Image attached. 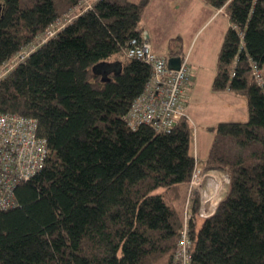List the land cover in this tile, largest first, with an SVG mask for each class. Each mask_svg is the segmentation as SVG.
<instances>
[{
	"label": "trees",
	"instance_id": "16d2710c",
	"mask_svg": "<svg viewBox=\"0 0 264 264\" xmlns=\"http://www.w3.org/2000/svg\"><path fill=\"white\" fill-rule=\"evenodd\" d=\"M81 1L0 0V68L10 66L0 112L34 118L48 146L44 166L0 208V264H171L192 126L182 116L158 132L124 119L152 75L125 55L148 0H93L29 49ZM203 1L229 19L211 88L243 95L248 117L214 127L205 167L224 171L228 189L213 215L189 223L190 264H264V85L251 73L252 61L264 64V0ZM184 54L181 39H169L165 57ZM100 61L120 71L101 81Z\"/></svg>",
	"mask_w": 264,
	"mask_h": 264
},
{
	"label": "built area",
	"instance_id": "2783aa9c",
	"mask_svg": "<svg viewBox=\"0 0 264 264\" xmlns=\"http://www.w3.org/2000/svg\"><path fill=\"white\" fill-rule=\"evenodd\" d=\"M88 6L89 3L86 7ZM64 23L62 22L60 27ZM55 31L56 29H48L41 41L53 35ZM140 34V38L129 41L125 55L149 64L152 75L143 91L132 101L124 119L131 129H136L140 124H148L158 132H168L177 118L185 117L183 87L192 71L186 54L180 58L177 69L169 68L168 57L152 51L147 32L142 30ZM28 52L18 55V59L22 60ZM9 68L10 66L6 69L0 68V79ZM251 73L255 82L262 86L264 82L261 67L255 61L251 62ZM36 129L37 122L32 117L0 112L1 209L14 204L13 189L16 184L28 179L44 166L48 146L44 138L37 136ZM193 157V170L182 208V225L171 264H190L189 223L195 222L196 218L203 220L217 211L221 193L229 182L224 171L219 168H206L194 152ZM195 199L197 202L194 211L192 203Z\"/></svg>",
	"mask_w": 264,
	"mask_h": 264
},
{
	"label": "rangeland",
	"instance_id": "374dc122",
	"mask_svg": "<svg viewBox=\"0 0 264 264\" xmlns=\"http://www.w3.org/2000/svg\"><path fill=\"white\" fill-rule=\"evenodd\" d=\"M93 0H82L77 6L66 16L61 17L57 20L55 25L51 29H59L62 22L70 20L75 14L80 10L86 9V5L91 4ZM195 2V1H194ZM189 4V5H187ZM209 10H203L201 6L198 9L191 5V0H183L181 3L175 2V0H148L146 10L144 11L145 18L148 19L150 27L149 42L152 49L156 50L158 55H165L167 52V43L169 39L179 37L181 39L182 49L186 54H188V64L194 72L196 69L191 66L194 62V58L197 54L205 53V66L206 69L211 70L215 67L216 55L218 48L220 46L222 36L220 34V26L223 23L224 27L226 24L225 16L220 14L216 19L212 20L208 18ZM143 14V16H144ZM226 14V13H225ZM143 19V18H142ZM146 31V30H145ZM41 38L39 37L37 42L29 47L32 49L38 43H41ZM22 52L24 54L26 51ZM263 82H264V71H261ZM264 85V84H263ZM196 98V97H195ZM185 111V107H184ZM185 117L188 119L187 112L185 111ZM192 138H196V125L192 124ZM201 134V139L209 137L212 143L220 137L217 136L215 128H210L207 130L205 128L199 129ZM200 136V135H199ZM199 142L201 139L199 138ZM193 140V139H192ZM224 141H227L224 139ZM226 183V182H225ZM224 183V184H225ZM228 189V184L225 185L224 191L221 193V198L224 197ZM186 196H184L183 204ZM219 197H217V200ZM181 199L176 201V206L181 212V218L183 220V204H180ZM195 223H199L202 219L196 218Z\"/></svg>",
	"mask_w": 264,
	"mask_h": 264
},
{
	"label": "crops",
	"instance_id": "0c3cea01",
	"mask_svg": "<svg viewBox=\"0 0 264 264\" xmlns=\"http://www.w3.org/2000/svg\"><path fill=\"white\" fill-rule=\"evenodd\" d=\"M178 1L181 3L183 0H175V2ZM191 5L195 6L197 9L199 6H201L203 10H209L210 12L208 14V18L212 20L216 19L217 16H219L220 14H223L225 16L224 19L226 20V24L225 27L223 23L221 24L220 34H217V37H221L222 35H224V32L229 25V19L222 8H213L209 4L205 3L203 0H191ZM140 26L143 27V30H146L149 39L150 27L148 19L145 18V14L143 16ZM152 51L156 54H159L154 49H152ZM166 54L167 52L165 53V55ZM186 55L187 57H189L188 54ZM204 57V52L199 53L194 58L195 63H191V66H193V68H195L196 70L193 72L191 69L192 73L188 78L187 82L184 84L183 101L189 121H191V123L196 125L197 127V136L192 140L191 149L196 154L198 160L205 165V159L212 145V141L209 137H205L202 140L199 129L205 128L207 130H210V128H214L218 122L222 121H245L248 117V110L246 99L243 95L230 90H225L221 92H215L212 90L211 83L216 69V61L213 70H211L210 68L206 69ZM261 71H264V64L261 66ZM198 136L201 139L200 142ZM179 194L180 197L176 201L181 199L180 204H183L184 196L186 195L185 186H181L179 188ZM175 208L179 212V214H181L176 204Z\"/></svg>",
	"mask_w": 264,
	"mask_h": 264
},
{
	"label": "water",
	"instance_id": "95a60500",
	"mask_svg": "<svg viewBox=\"0 0 264 264\" xmlns=\"http://www.w3.org/2000/svg\"><path fill=\"white\" fill-rule=\"evenodd\" d=\"M180 57L171 56L167 58V66L171 69H177L179 67ZM94 73L100 75V80H107V76L110 72L117 74L120 71L119 62H106L100 61L97 64H94L92 67ZM109 79V77H108Z\"/></svg>",
	"mask_w": 264,
	"mask_h": 264
}]
</instances>
